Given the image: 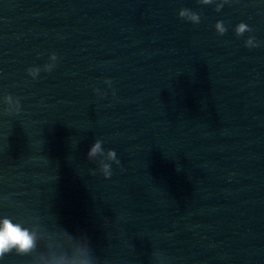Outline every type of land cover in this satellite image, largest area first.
<instances>
[{
    "label": "water",
    "instance_id": "1",
    "mask_svg": "<svg viewBox=\"0 0 264 264\" xmlns=\"http://www.w3.org/2000/svg\"><path fill=\"white\" fill-rule=\"evenodd\" d=\"M3 218L0 264H264V0H0Z\"/></svg>",
    "mask_w": 264,
    "mask_h": 264
},
{
    "label": "clouds",
    "instance_id": "2",
    "mask_svg": "<svg viewBox=\"0 0 264 264\" xmlns=\"http://www.w3.org/2000/svg\"><path fill=\"white\" fill-rule=\"evenodd\" d=\"M201 4L208 5L213 2V0H199ZM222 5L216 7V11H219ZM179 17L190 21L192 23H199L200 17L198 14L193 13L189 9L182 8L179 13ZM215 31L218 35H223L227 29L222 21H217L214 25ZM252 29L241 22L235 26L234 33L237 37L243 35L245 32H251ZM245 47L253 48L257 47L258 43L255 38L249 36L244 41ZM50 60L56 61L57 57L55 54L50 55ZM54 64L51 66L45 65V71H51ZM40 69L39 68H29L27 69L28 75L35 78ZM110 83V81H107ZM5 102L11 104L14 100L10 96H5ZM15 102V107H8L5 111H19V102ZM101 152V141H95L89 148L86 156L91 158L97 153ZM109 159L113 160L117 165L120 161L116 158V153L114 150H108ZM103 176L108 178L111 175L110 166L103 165ZM35 247V234L30 232L27 228L21 227L19 223H13L9 218L0 219V258L5 257L7 254L15 252L18 255H26Z\"/></svg>",
    "mask_w": 264,
    "mask_h": 264
}]
</instances>
